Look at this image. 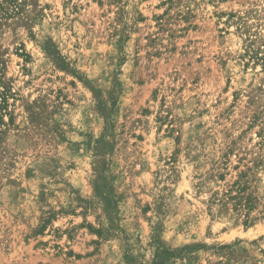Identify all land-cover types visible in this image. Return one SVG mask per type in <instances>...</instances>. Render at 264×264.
<instances>
[{
	"label": "rangeland",
	"instance_id": "rangeland-1",
	"mask_svg": "<svg viewBox=\"0 0 264 264\" xmlns=\"http://www.w3.org/2000/svg\"><path fill=\"white\" fill-rule=\"evenodd\" d=\"M256 51L264 0H0V264H264Z\"/></svg>",
	"mask_w": 264,
	"mask_h": 264
},
{
	"label": "trees",
	"instance_id": "trees-1",
	"mask_svg": "<svg viewBox=\"0 0 264 264\" xmlns=\"http://www.w3.org/2000/svg\"><path fill=\"white\" fill-rule=\"evenodd\" d=\"M252 59H255L256 62H261V65L264 64V55L258 56L259 52H253ZM264 66V65H263ZM258 166V165H257ZM249 171V169H247ZM247 172H242L237 177L236 181L233 182L230 189L227 191L225 196L226 199L233 203V210L238 214L242 215L243 223L245 226H250L256 217H252L251 213L255 209L256 203L258 202L251 193H249L248 183L246 181ZM264 218V215L262 216Z\"/></svg>",
	"mask_w": 264,
	"mask_h": 264
}]
</instances>
